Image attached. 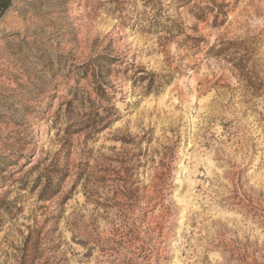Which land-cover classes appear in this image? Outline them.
Listing matches in <instances>:
<instances>
[{
  "label": "rangeland",
  "instance_id": "374dc122",
  "mask_svg": "<svg viewBox=\"0 0 264 264\" xmlns=\"http://www.w3.org/2000/svg\"><path fill=\"white\" fill-rule=\"evenodd\" d=\"M0 264H264V0H11Z\"/></svg>",
  "mask_w": 264,
  "mask_h": 264
},
{
  "label": "trees",
  "instance_id": "16d2710c",
  "mask_svg": "<svg viewBox=\"0 0 264 264\" xmlns=\"http://www.w3.org/2000/svg\"><path fill=\"white\" fill-rule=\"evenodd\" d=\"M11 0H0V16L9 6Z\"/></svg>",
  "mask_w": 264,
  "mask_h": 264
}]
</instances>
